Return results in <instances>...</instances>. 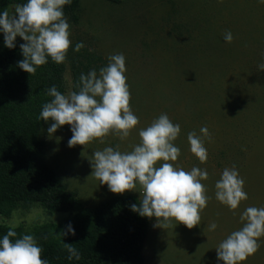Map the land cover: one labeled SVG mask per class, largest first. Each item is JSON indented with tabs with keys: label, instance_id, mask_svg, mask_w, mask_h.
Masks as SVG:
<instances>
[{
	"label": "rangeland",
	"instance_id": "obj_1",
	"mask_svg": "<svg viewBox=\"0 0 264 264\" xmlns=\"http://www.w3.org/2000/svg\"><path fill=\"white\" fill-rule=\"evenodd\" d=\"M16 5L6 10L11 13ZM68 23L69 49L82 42V48L95 50L106 60L124 55L129 106L139 123L123 141L110 132L84 146L68 147L69 126L48 134L49 121L41 131L47 162L84 208L94 207L117 194L90 176L92 152L104 147L130 151L139 140L136 129L167 114L180 125L173 141L180 156L173 163L186 171L193 166L205 169L208 178L202 183L209 199L200 212V225L191 229L174 223L154 227L156 218H149L144 264H218L215 247L242 226L243 209L264 207V71H257L264 53V5L256 0H81L79 21ZM225 31L232 33L231 43L223 41ZM4 47L0 33V51ZM65 81L67 95L73 90L67 58ZM202 126L209 134L202 137L207 149L204 163L188 151L186 139L190 131L199 134ZM232 166L243 178L247 199L229 211L215 199L214 184L221 171ZM124 193L141 198L139 186ZM77 212L50 211L34 203L0 215V224L30 229L71 221ZM210 222L217 224L215 231L207 230ZM258 244L240 264H264V236Z\"/></svg>",
	"mask_w": 264,
	"mask_h": 264
},
{
	"label": "clouds",
	"instance_id": "obj_2",
	"mask_svg": "<svg viewBox=\"0 0 264 264\" xmlns=\"http://www.w3.org/2000/svg\"><path fill=\"white\" fill-rule=\"evenodd\" d=\"M222 2V0H217ZM264 5V0H256ZM72 0H25L17 4L10 13L0 11V33L3 44L8 49L16 47V38L23 43L19 49L23 59L17 61L19 69L28 74L46 64L49 60L56 64L65 61L71 44L70 25L64 15V6ZM225 43H231L230 31L222 34ZM84 47L82 42L72 46L73 52ZM108 63L98 70L81 72L78 90L67 95L57 90L55 85L47 88L51 99L41 106L37 120L48 123L47 133H54L67 124L71 136L67 146L85 145L94 138H103L110 132L120 140L127 138L139 123L138 117L129 106L130 93L125 76V57L122 53L110 55ZM257 71H264V53ZM138 143L130 151H120L104 147L92 152L90 176L106 184L111 193L123 194L139 186L141 198L130 205L131 211L140 217L156 218L154 227L182 224L191 229L200 225V212L209 197L202 181L208 173L203 168L193 166L184 170L177 161L180 149L173 141L180 134V125L173 123L167 114L161 113L146 127L136 129ZM206 127L187 133L188 151L200 163L207 160V149L202 137H208ZM101 142H103L101 140ZM244 181L235 166L225 167L214 184L215 199L229 211L238 208L247 199L243 190ZM242 226L230 232L215 247L219 264H240L259 247L258 239L264 236V207L249 206L240 213ZM209 232L217 229L215 222L207 224ZM59 234L74 236L75 230L69 221ZM67 259L80 260L79 252L66 243ZM41 247L31 234H20L9 228L0 235V264H48L41 258Z\"/></svg>",
	"mask_w": 264,
	"mask_h": 264
},
{
	"label": "trees",
	"instance_id": "obj_3",
	"mask_svg": "<svg viewBox=\"0 0 264 264\" xmlns=\"http://www.w3.org/2000/svg\"><path fill=\"white\" fill-rule=\"evenodd\" d=\"M25 0H0V11ZM81 0L64 6L68 22L79 21ZM0 51V215L27 209L39 203L50 211L78 210L71 224L74 236L59 234L69 222H46L30 229L21 224H0V235L12 228L17 235L31 234L41 247V258L48 264H144L142 253L149 229V218L130 209L140 198L123 193L111 196L94 207L84 208L75 191L47 162V142L41 131L47 123L37 120L41 106L51 97L46 89L55 85L66 94V58L72 73V91L78 90L81 72L98 70L108 61L95 50H67L65 61L49 60L28 74L17 66L22 60L19 44ZM80 254V260L67 259L65 244Z\"/></svg>",
	"mask_w": 264,
	"mask_h": 264
}]
</instances>
